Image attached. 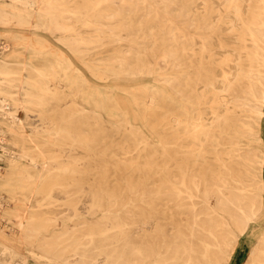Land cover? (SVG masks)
I'll list each match as a JSON object with an SVG mask.
<instances>
[{"label":"bare ground","instance_id":"bare-ground-1","mask_svg":"<svg viewBox=\"0 0 264 264\" xmlns=\"http://www.w3.org/2000/svg\"><path fill=\"white\" fill-rule=\"evenodd\" d=\"M0 29V264H230L249 231L264 264V0H0Z\"/></svg>","mask_w":264,"mask_h":264},{"label":"rangeland","instance_id":"rangeland-1","mask_svg":"<svg viewBox=\"0 0 264 264\" xmlns=\"http://www.w3.org/2000/svg\"><path fill=\"white\" fill-rule=\"evenodd\" d=\"M10 31L24 32V33H27L28 36L33 37V38L35 37L34 35L36 34L34 31H25L23 29H17V28H12V29H10ZM48 41L50 42L51 45L57 46V44L50 37H48ZM82 71H83L84 75L86 76L90 86L95 91H97L99 93L102 92L103 89L105 88L106 84L104 82L98 80V79H95V78L89 76L85 70L82 69ZM111 83L112 84L110 87H114L116 85H119V86L123 85L124 86L126 84H143V85H149V86L154 84V82L150 76H140V77L134 79V81H129L126 79H115V80H111ZM117 90H114L115 91L114 94L117 96V98H119L126 105L132 120H134L136 122V124H138L139 126L143 127V122H142V119L140 117L138 110L134 106L131 105V102L129 100H127L124 96H122L121 92H119ZM31 121L34 124H36L37 118L32 117ZM261 132H262V135L264 137V119L262 120V124H261ZM149 135L151 136L150 133H149ZM12 148L14 149L15 147H12ZM83 206H84L83 203H81V209H83ZM1 223H3V222H1ZM256 223H257L256 224L257 227H263L264 226V218H262L261 221L259 220ZM249 232H251V231H249ZM249 232L240 238L239 243L235 249V252L231 258L230 264H242L245 261V259L247 258L248 249L254 241L253 238L250 236ZM19 245L20 244H17L16 246L20 249V251L22 250L23 253H25L26 255H28L30 257L28 264H32V262L36 258L42 264H57L51 259H48L45 257H40L38 254L32 253V249L30 247H27L25 245H20V246Z\"/></svg>","mask_w":264,"mask_h":264}]
</instances>
